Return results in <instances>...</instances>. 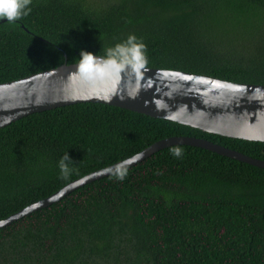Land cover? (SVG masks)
<instances>
[{
    "label": "trees",
    "instance_id": "16d2710c",
    "mask_svg": "<svg viewBox=\"0 0 264 264\" xmlns=\"http://www.w3.org/2000/svg\"><path fill=\"white\" fill-rule=\"evenodd\" d=\"M28 9L0 19V83L88 52L264 84V0H31ZM129 36L144 45L142 60L109 57ZM170 136L264 160V141L104 103L58 106L0 127V219ZM121 170L123 180L94 179L1 226L0 264H264V168L175 144Z\"/></svg>",
    "mask_w": 264,
    "mask_h": 264
},
{
    "label": "water",
    "instance_id": "95a60500",
    "mask_svg": "<svg viewBox=\"0 0 264 264\" xmlns=\"http://www.w3.org/2000/svg\"><path fill=\"white\" fill-rule=\"evenodd\" d=\"M99 58L102 73L79 71L81 61L0 83V127L32 112L77 102H98L174 121L199 130L244 140L264 141V84L233 82L177 69L140 66ZM187 144L264 168V160L203 138L170 136L135 154L66 183L0 219V227L59 200L94 179L134 165L166 146Z\"/></svg>",
    "mask_w": 264,
    "mask_h": 264
},
{
    "label": "clouds",
    "instance_id": "9594fccd",
    "mask_svg": "<svg viewBox=\"0 0 264 264\" xmlns=\"http://www.w3.org/2000/svg\"><path fill=\"white\" fill-rule=\"evenodd\" d=\"M31 3V0H0V19H6L8 22H13L15 20L20 19L22 16H27L31 9H28L25 11L27 6ZM134 36H129L127 44L128 47L124 45H117L115 50H109L108 56L114 57V56H120L127 60L129 57H131L132 60L140 61L143 58V52L142 49L144 48L143 44H136ZM81 58V65L79 66V71L83 73H90L93 70H95L98 73H102L103 69L99 66H97L95 69H93V64L96 62L99 58L95 57V55L88 53V52H81L80 54ZM109 64L112 63V60L110 59L108 61ZM173 155L179 157L181 155L180 149H174ZM69 160L68 155L66 154L64 157L61 158L60 161V168L62 174L66 177L68 174V164L66 163ZM126 176V171L124 170H117L116 172V178L119 180H123Z\"/></svg>",
    "mask_w": 264,
    "mask_h": 264
}]
</instances>
